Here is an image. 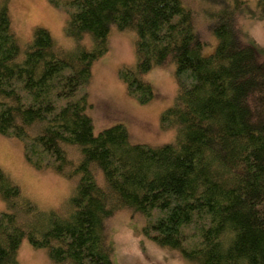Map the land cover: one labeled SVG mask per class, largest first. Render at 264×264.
Listing matches in <instances>:
<instances>
[{
	"label": "trees",
	"instance_id": "obj_1",
	"mask_svg": "<svg viewBox=\"0 0 264 264\" xmlns=\"http://www.w3.org/2000/svg\"><path fill=\"white\" fill-rule=\"evenodd\" d=\"M9 4H0V135L19 140L35 169L78 182L64 211L47 212L0 169V264H19L24 238L52 264H114L105 223L122 210L143 217L148 241L193 264H264V51L236 25L241 14L264 21V0L255 9L222 0L208 15L217 39L208 56L181 0L63 1L71 50L42 27L22 49ZM112 27L136 36V63L120 79L137 103L155 97L143 75L175 67L177 95L161 115L177 130L173 144L133 145L122 125L94 133L86 88ZM65 146L79 148L76 164Z\"/></svg>",
	"mask_w": 264,
	"mask_h": 264
},
{
	"label": "rangeland",
	"instance_id": "obj_2",
	"mask_svg": "<svg viewBox=\"0 0 264 264\" xmlns=\"http://www.w3.org/2000/svg\"><path fill=\"white\" fill-rule=\"evenodd\" d=\"M0 0V4H1ZM66 0H10L11 23L18 44L22 49L31 41L36 27L46 29L56 45L71 50L74 41L64 34L65 13L60 9ZM190 9L194 27L204 41L202 54L213 53L217 39L209 29L208 15L220 9L222 0H181ZM231 1V0H224ZM255 9L257 0H243ZM217 13V12H216ZM238 29L264 51V21L257 16L241 14L236 18ZM135 33L119 31L112 27L108 38V51L95 61L91 68V79L87 85L94 133L122 125L128 132L133 145L159 147L173 144L177 130L171 126L163 128L162 113L170 108L177 95L175 67H154L143 80L155 91L154 99L144 105L137 103L126 93L120 79V70L134 67L136 63ZM83 44L92 46L91 38ZM66 156L76 164L79 161V148L64 147ZM0 169L17 186L24 198L41 211H64L65 202L72 194L78 177L69 179L53 169L37 170L26 161L22 143L14 138L0 135ZM96 179L104 186L103 174L97 170ZM7 210L0 197V213ZM144 219L139 214L122 210L115 213L105 223L106 243L114 264H193L179 253L160 248L142 236ZM19 264H52L46 249L33 248L24 238L17 251Z\"/></svg>",
	"mask_w": 264,
	"mask_h": 264
}]
</instances>
